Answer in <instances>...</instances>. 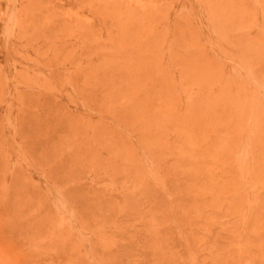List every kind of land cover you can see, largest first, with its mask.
Wrapping results in <instances>:
<instances>
[{
	"label": "rangeland",
	"instance_id": "1",
	"mask_svg": "<svg viewBox=\"0 0 264 264\" xmlns=\"http://www.w3.org/2000/svg\"><path fill=\"white\" fill-rule=\"evenodd\" d=\"M0 264H264V0H0Z\"/></svg>",
	"mask_w": 264,
	"mask_h": 264
},
{
	"label": "bare ground",
	"instance_id": "2",
	"mask_svg": "<svg viewBox=\"0 0 264 264\" xmlns=\"http://www.w3.org/2000/svg\"><path fill=\"white\" fill-rule=\"evenodd\" d=\"M251 42V41H250ZM140 47V46H139ZM147 48V47H146ZM140 50H141V48H140ZM145 50V49H144ZM146 52V51H145ZM133 57V56H132ZM137 57V56H136ZM141 57V56H140ZM156 59V58H155ZM129 61H132V60H129ZM136 61V60H135ZM146 62V61H145ZM133 63H134V61H133ZM138 64V63H137ZM132 64H130V66H131ZM146 65V64H145ZM121 66V65H120ZM119 66V67H120ZM129 66V67H130ZM133 66H134V64H133ZM123 67V66H122ZM132 67V66H131ZM130 70V69H129ZM130 72V71H129ZM137 72V71H136ZM142 73V72H141ZM136 74V73H135ZM128 75H130L131 76V73L130 74H128ZM141 75V74H140Z\"/></svg>",
	"mask_w": 264,
	"mask_h": 264
}]
</instances>
